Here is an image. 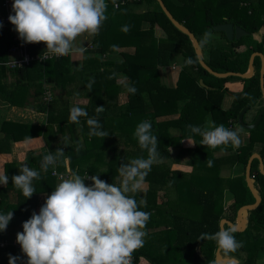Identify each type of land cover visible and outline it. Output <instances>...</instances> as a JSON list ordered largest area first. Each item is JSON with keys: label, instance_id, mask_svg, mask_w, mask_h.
Segmentation results:
<instances>
[{"label": "trees", "instance_id": "trees-1", "mask_svg": "<svg viewBox=\"0 0 264 264\" xmlns=\"http://www.w3.org/2000/svg\"><path fill=\"white\" fill-rule=\"evenodd\" d=\"M162 2L173 18L197 39L202 59L212 71L246 73L252 53L264 56V0ZM106 3L107 20L98 35L90 36V46L83 53L81 65L74 69L68 55L9 69L4 63L13 36L10 27L0 21L3 25L0 28V95L8 105L28 106L45 115L44 124L0 121V153H9L12 144L34 137H41L45 144L44 151L38 155L27 157L21 163L4 164L9 182L6 186L0 185V212L14 213L6 230L22 227L34 212L30 209L31 198L50 195L58 183L50 169L41 171L43 155L63 148L66 158L57 161L59 171L68 169L81 175H99L101 180L119 185L120 164L138 157L147 158V152L141 150L133 133L141 121L148 120L153 134L157 135L161 158L146 177V191L130 194L138 202H144L141 210L151 213L144 246L133 253L132 264H138L140 258L148 264H214L217 245L212 240H201V234L216 233L222 218L229 214L228 218L233 221L237 209L253 203L254 199L243 176L235 179L237 194L229 187L217 190L212 182L201 187L204 172H215L222 178L221 170L235 164L243 172L252 152H257L264 164V134L260 130H264V114L256 130L250 132L247 143L239 147L241 154L231 152V144L216 148L201 145L202 137L193 135L188 125L206 127L209 120L210 125L223 124L230 128L243 107H259L263 103L259 82L261 60L254 57L250 78H217L200 66L192 42L168 20L156 0H106ZM224 23L238 26L248 35L228 41L224 33L213 30V26ZM125 25L130 26L127 32L122 30ZM155 27L161 30V36L157 37ZM209 31L211 37L203 44L204 33ZM27 45L30 54H42L46 50L43 43ZM176 55L182 62L175 83L168 85L163 81L162 71L169 67L171 71L176 69L171 64ZM189 59L194 62L188 64ZM7 74L14 82L3 81ZM118 77L125 82H118ZM76 82L82 85L85 98L84 105L78 107L85 109L88 117L96 116L108 137L89 136L87 117H81L80 124L70 121L69 110L76 105L70 103L68 92L65 95L61 92ZM239 82L241 89L233 91L236 87L232 84ZM129 86L137 89L135 94L127 91ZM48 90L51 94L48 92L50 99L46 100ZM55 90L59 93H53ZM123 93L126 101L120 104L118 98ZM225 96L232 97L227 109L222 107ZM96 107H102L103 111L97 114ZM172 129L178 135H172ZM188 137L194 145L184 147L183 141ZM180 146L181 154L186 153L190 158L184 165L192 167V172L171 169L169 148ZM216 152L228 154L214 156ZM181 154L174 162L181 164ZM206 160H211L212 165ZM24 164L40 171L41 178L33 181L36 193L31 198H26L11 180ZM253 165L257 166V160ZM255 173L261 202L249 212L246 229L235 233L243 247L233 253L221 249L224 256L241 259L242 264H256L258 255L264 254V177L257 168ZM225 198L234 199L226 208ZM5 231L0 232V240L6 239ZM10 254L20 257L17 264H26L27 257L21 249L12 246L0 249V262L9 264Z\"/></svg>", "mask_w": 264, "mask_h": 264}, {"label": "clouds", "instance_id": "clouds-1", "mask_svg": "<svg viewBox=\"0 0 264 264\" xmlns=\"http://www.w3.org/2000/svg\"><path fill=\"white\" fill-rule=\"evenodd\" d=\"M107 7L106 0H13L8 19L24 44H45V56L83 54L86 49L76 45L77 39L85 34H99L107 20ZM122 30L127 32L130 26L125 25ZM210 37L211 32H205L202 43L207 44ZM87 87L91 88V82ZM127 91L135 94L137 89L129 86ZM101 111L102 107H96L97 114ZM69 112L70 121L76 124H80L81 117H87L89 136H109L98 118L88 117L85 109L73 106ZM188 129L202 137L201 145L212 148L229 144L239 147L244 132L242 128L230 129L223 124L188 125ZM133 136L141 150L147 152V158L120 164L119 185L101 180L99 175L82 177L77 171L59 177L39 213L33 212L23 222V231L17 233L16 242L27 257L26 264H132L133 253L144 246L151 213L141 210L144 202H138L129 193L140 189L153 164L161 158L150 121H141ZM186 140L189 143L191 137ZM61 158H66L63 148L49 151L42 157L41 171L47 172ZM205 162L212 165L211 160ZM40 178V171L24 164L11 180L26 198H31L36 193L33 181ZM86 180L91 184L86 185ZM8 182L6 171H0V185L6 186ZM13 217L12 211L0 212V232L7 229ZM238 230L233 224L214 234L202 233L200 239L215 241L219 249L233 253L243 247V242L235 238ZM19 260L20 257L9 255V264H17Z\"/></svg>", "mask_w": 264, "mask_h": 264}, {"label": "water", "instance_id": "water-1", "mask_svg": "<svg viewBox=\"0 0 264 264\" xmlns=\"http://www.w3.org/2000/svg\"><path fill=\"white\" fill-rule=\"evenodd\" d=\"M158 5L160 6L161 10L164 12L165 16L168 18V20L182 33H184L185 35L188 36V38L190 39V41L192 42V45L194 47L195 50V54H196V58L198 60V63L200 64V66L205 69L208 73H210L211 75L217 77V78H226L229 76H235V77H239L242 79H246L252 76L253 74V59L254 57L258 56L261 60V65H260V71H259V81H260V89H261V95L262 98L264 100V84H263V77H264V56L261 53L255 52L252 53L250 55L249 61H248V69L246 73H234V72H227V73H216L214 71H212L203 61L202 59V51H201V47L197 41V39L194 37V35L184 26H182L181 24H179L174 18L173 16L170 14V12L166 9L165 5L163 4L162 0H156ZM213 30L215 32H222L224 33L226 39L228 41H232V40H239L241 37L243 36H247L248 33L243 30L242 28L238 27V26H234L231 23H224V24H219L216 26H213ZM200 84H202V82L200 81ZM203 85V84H202ZM248 109V106H245L239 116H238V122L240 123V125L247 129V130H251L254 129L257 126V123L259 122L262 114L264 113V108L261 109V111L258 113L255 121L253 122L252 125H245L242 121V117L244 112ZM256 159L258 161V169L260 174L264 177V168H263V162L261 157L257 154V153H253L246 164L245 167V183L246 186L251 194V196L253 197V203L251 204H246V205H242L241 207H239L237 209V211L235 212V219L230 220L229 214H227V218H222L219 221V229L221 227H225V226H230L235 224L238 227V231L237 233L243 232L246 229L247 223H248V215L249 212L256 209L260 202H261V196L260 193L258 191V189L255 187L254 185V179L250 177V167H251V162ZM221 249H219L218 247L216 248L215 252H214V262L215 264H237V260L234 257H223L221 255Z\"/></svg>", "mask_w": 264, "mask_h": 264}, {"label": "crops", "instance_id": "crops-1", "mask_svg": "<svg viewBox=\"0 0 264 264\" xmlns=\"http://www.w3.org/2000/svg\"><path fill=\"white\" fill-rule=\"evenodd\" d=\"M13 3V2H12ZM159 32V36L162 35L161 30H159L158 27H156L155 32ZM161 32V33H160ZM85 36V38L87 39V37L89 35L85 34L83 35ZM255 38H257L255 36ZM89 41V38L87 39ZM80 41H77V44H79ZM90 42H88L87 44L83 45V47L86 49L89 47ZM73 54V53H72ZM79 54V53H77ZM83 54H80V57H82ZM69 57V61L70 64L74 67L73 64H77V63H81L80 61H82L80 58V60H78L75 56H70V54L68 55ZM77 66H75L74 68H76ZM168 70L162 71V78L164 81V78L167 79V81H169L170 78V72L171 69L170 67L167 68ZM168 76V77H167ZM123 79V78H122ZM78 80V79H76ZM3 81L7 84H10L12 82H14V79L12 76H10V74H7L6 78H3ZM118 82H125V80H117ZM165 82V81H164ZM166 84H168L167 82H165ZM169 85V84H168ZM173 85V84H172ZM46 87H49L50 85L46 84ZM75 88L74 84H71L67 87V90L65 92H61L63 95H65L67 92V94L70 96L72 94H75V91H73V89ZM49 92V90L47 91ZM78 92V91H77ZM50 93V92H49ZM53 93H59L58 90L53 91ZM51 94V93H50ZM80 94V92H79ZM124 94V93H123ZM69 96V97H70ZM85 99V98H84ZM6 99H4L1 95H0V121L1 120H11V121H31V122H36L39 124H44L45 121V115L42 113H37L35 111H33L31 108H29L28 106H15V105H8L6 103ZM172 135H178V132L174 129L171 130ZM39 138V139H37ZM187 140L183 141V145H185V142ZM191 141H189L190 143ZM190 145H188L187 147H189ZM175 148H179V147H170L169 149H175ZM45 149V144L42 140L41 137H34L22 142H17L15 144H12L10 147V151L9 153H0V171H4V164L6 162H18L21 163L25 158L27 157H31L33 155H38L41 152H43ZM170 153V150H169ZM177 156V155H176ZM174 158L171 157L170 155V162H172L175 165H177L179 167V165H182L178 162H174ZM172 164V165H174ZM171 166V165H170ZM185 167H190V166H186ZM191 168V167H190ZM172 170H179V171H183V172H188V171H184L178 168H171ZM68 170V169H67ZM66 171V170H63ZM146 190V184H142L140 189L138 190L139 192H144ZM136 191V192H138ZM132 193H129V195ZM47 196L44 194H39L37 196H33L30 200V209H32L34 212H36L37 214L39 213V210L41 208V206L44 204L45 200H46ZM224 208H226V206H224ZM223 257H231V256H224ZM237 260V264H242L241 259H238L236 257H234ZM262 258V261H259ZM0 264H4L1 263ZM138 264H148V262L144 259V258H140L139 263ZM215 264V262H214ZM256 264H264V254L260 253L256 259Z\"/></svg>", "mask_w": 264, "mask_h": 264}, {"label": "rangeland", "instance_id": "rangeland-1", "mask_svg": "<svg viewBox=\"0 0 264 264\" xmlns=\"http://www.w3.org/2000/svg\"><path fill=\"white\" fill-rule=\"evenodd\" d=\"M155 29H156V27H155ZM160 30V29H159ZM161 33V32H160ZM156 35H157V37L160 35L159 34V32H158V30H157V32H156ZM255 36H257V35H255ZM89 38V41L87 40ZM87 39L85 38V36H81V37H79L78 39H77V41H80L79 42V44H77V41H76V45L77 46H83V45H85V44H87L88 42H90V36L89 37H87ZM90 45V44H89ZM75 56L77 59L80 57V54H77V53H73V54H70V56ZM80 58H83V55H82V57H80ZM80 58L78 59V60H80ZM82 60V59H81ZM81 62V61H80ZM181 62H182V59H181V57H179V56H175V58H173L172 59V61H171V64L172 65H174L175 67H176V69L175 70H172L171 72H170V78H169V81H167V79H165L164 78V81L165 82H167L169 85H172V84H174L175 83V81H176V77H177V74H178V70H179V67H180V64H181ZM74 65V67L75 66H80L81 65V63H77V64H73ZM71 67H72V69H74V67L71 65ZM166 70H168V69H166ZM169 71V70H168ZM168 77V76H167ZM77 79H78V77H77ZM117 80H123L121 77H118V79ZM72 84H74V86H75V88L73 89V91H75V94H72L71 96H70V103L71 104H74V105H76V106H83L84 105V103H85V99H84V96H83V88H82V85H79V83L78 82H76V83H72ZM78 91V92H77ZM79 92H80V94H79ZM126 101V95L125 94H120L119 95V98H118V102L121 104V103H124ZM230 102H231V97L230 96H225V98H224V100H223V103H222V107L223 108H228V106H229V104H230ZM249 118V117H248ZM209 121V120H208ZM207 121V126H210V123ZM237 128V127H236ZM236 128H234V129H236ZM246 135L247 134H245V132H243L242 133V135H241V138L242 137H246ZM246 139V138H245ZM191 143V142H190ZM247 143V141L245 142V144ZM189 145V143L186 141L185 142V145H183L184 147H187ZM233 148V147H232ZM256 148H257V146H255V148H254V150H256ZM183 151V148H182V146H180L179 148H175V149H171V151H170V155H171V157L172 158H176L179 154H181V152ZM195 154V153H194ZM215 154V156H219V155H221L222 153L221 152H216V153H214ZM177 155V156H176ZM179 159H180V162H181V164L182 165H179V167L177 166V165H175L174 163H173V161L172 162H170L169 164L171 165V168H178V169H181V170H184V171H188V172H190L191 171V168L190 167H185V165L184 164H186V162H187V160L188 159H190L189 157H188V155H186V153H183V154H181L180 155V157H179ZM172 164H174V165H172ZM230 168H226V170H229ZM240 168L238 167L237 168V171L239 170ZM225 170V171H226ZM231 170V169H230ZM241 172H242V169L240 170ZM197 174V173H196ZM204 176H205V178H203V180H202V183L204 184V185H202L201 187H203V188H205V187H207V186H209V184H210V182H212L213 184H214V186H213V188H215V189H217V190H223L224 191V189H226V188H232L233 190H235V192L237 193V194H239V189H238V187H237V183H236V180L235 179H233V178H231L230 177V175L228 174V175H226V176H222V175H220V176H222V178H219L218 177V174H215V172H208V171H205L204 172ZM226 177V178H225ZM214 179V180H213ZM192 180H195L194 178H192ZM216 181V182H215ZM195 184H197L198 185V182H196V181H193ZM146 191V190H145ZM144 191V192H145ZM139 192V191H138ZM134 193H136V192H133L132 194H134ZM140 195V194H139ZM226 195H227V193H226ZM225 195V196H226ZM229 199H227V198H225V203L226 204H229L232 200H229ZM191 207H193V206H191ZM23 231V228L22 227H17V228H14V229H8V230H6L5 231V234H6V236H5V238H6V240H8L9 242H11V243H17L16 242V236H17V233H20V232H22ZM18 244V243H17ZM19 245V244H18ZM21 249V248H20ZM221 253V255H223L224 254V252H220ZM259 261H262V258L259 260Z\"/></svg>", "mask_w": 264, "mask_h": 264}, {"label": "built area", "instance_id": "built-area-1", "mask_svg": "<svg viewBox=\"0 0 264 264\" xmlns=\"http://www.w3.org/2000/svg\"><path fill=\"white\" fill-rule=\"evenodd\" d=\"M0 10H1V14H0V21L5 24L8 25L11 29L12 32V43L10 44V46L7 48V54H8V59L7 61L4 63V65L6 67H8L9 69H18L22 66H27L29 65L32 61H46L52 58H56V57H61V56H45L44 53L40 54H30L28 52V45L24 44L20 38L18 37V34L15 31L14 26L9 22V15L12 13V0H0ZM90 46V45H89ZM41 57V58H40ZM45 99L49 100V93L46 92L45 93ZM50 171H51V175L53 177L56 178V180L58 181L60 176H68L71 172L69 170L66 171H59L57 169V166L55 165L50 166L49 167ZM81 175V174H79ZM82 177L87 176V174H83L81 175ZM90 176V175H88ZM86 185H90L91 181L90 180H86L85 181ZM8 246H12V247H16L18 249H20V245H18L17 243H11L8 240L4 239V240H0V249L6 248Z\"/></svg>", "mask_w": 264, "mask_h": 264}, {"label": "flooded vegetation", "instance_id": "flooded-vegetation-1", "mask_svg": "<svg viewBox=\"0 0 264 264\" xmlns=\"http://www.w3.org/2000/svg\"><path fill=\"white\" fill-rule=\"evenodd\" d=\"M250 78V77H249ZM247 79V78H246ZM260 82V81H259ZM263 84H264V77H263ZM232 86H234V87H236V88H234V90L233 91H237L238 89L240 90L241 89V87H242V84L239 82V83H234V84H232ZM260 92H261V89H260ZM261 97H262V95H261ZM262 101H263V103L262 104H260V106L259 107H250L249 105H246V106H248V109L244 112V114H243V117H242V121H243V123L245 124V125H252L253 124V122L255 121V119H256V117H257V115H258V113L261 111V109L262 108H264V100H263V98H262ZM231 102H232V97H231ZM231 102H230V104H231ZM230 104H229V106H230ZM228 106V107H229ZM244 108V107H243ZM242 108V109H243ZM225 109H227V108H225ZM241 109V110H242ZM241 112V111H240ZM240 112H239V114H240ZM239 114H238V116H239ZM264 114V113H263ZM263 114H262V116H263ZM238 116H237V118H235L234 120H233V122H232V125H231V129H234V128H242L243 130H244V132H245V134H247L246 135V139L244 138V137H242L241 139H242V144L239 146V147H242L243 145H245V142L248 140V137H249V135H250V132L252 131V130H256V128L259 126V124H260V122H261V120H262V116H261V118H260V120H259V122L257 123V126L254 128V129H251V130H247V129H245V128H243L241 125H240V123L238 122ZM249 117V118H248ZM261 130V132H262V134H264V130L263 129H260ZM242 135V134H241ZM233 148H232V150H231V152H234L235 154H241L240 152V149H239V147H234V146H232ZM222 154L221 155H219V156H226L228 153H226V152H221ZM253 153H257V152H252L251 154H250V156L253 154ZM258 154V153H257ZM259 155V154H258ZM214 156H215V154H214ZM249 156V157H250ZM249 157H248V159H249ZM248 159H247V161H248ZM255 160L256 159H254L252 162H251V167H250V177L251 178H253L254 179V185H255V187L258 189V191H259V188H258V186H257V175H256V173H255V169L257 168L258 169V167H259V165H258V161H257V166L256 165H253L254 164V162H255ZM247 161H246V164H247ZM263 162V161H262ZM240 168V165L239 164H235V165H233L229 170H221L222 172H221V175L224 177V176H226V175H230V177L231 178H233V179H236L237 177H240V176H243L244 177V181H245V167H246V165L244 166V169H243V172H241L240 171V169L237 171V168ZM263 168H264V164H263ZM192 167H191V171L190 172H192ZM258 172H259V169H258ZM260 173V172H259ZM234 201V199L230 202V203H232ZM229 203V204H230ZM229 204H226L225 206L227 207ZM234 219H235V215H234Z\"/></svg>", "mask_w": 264, "mask_h": 264}]
</instances>
